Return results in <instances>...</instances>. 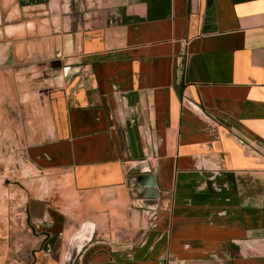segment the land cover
Masks as SVG:
<instances>
[{
  "label": "crops",
  "instance_id": "crops-1",
  "mask_svg": "<svg viewBox=\"0 0 264 264\" xmlns=\"http://www.w3.org/2000/svg\"><path fill=\"white\" fill-rule=\"evenodd\" d=\"M4 74L77 198L35 264H264V0H0Z\"/></svg>",
  "mask_w": 264,
  "mask_h": 264
},
{
  "label": "rangeland",
  "instance_id": "rangeland-1",
  "mask_svg": "<svg viewBox=\"0 0 264 264\" xmlns=\"http://www.w3.org/2000/svg\"><path fill=\"white\" fill-rule=\"evenodd\" d=\"M7 78L0 76V264H35L41 239L34 226L41 209L51 207L70 215L75 207L67 210L66 203L77 198L67 183L36 171L27 161L25 89Z\"/></svg>",
  "mask_w": 264,
  "mask_h": 264
},
{
  "label": "water",
  "instance_id": "water-1",
  "mask_svg": "<svg viewBox=\"0 0 264 264\" xmlns=\"http://www.w3.org/2000/svg\"><path fill=\"white\" fill-rule=\"evenodd\" d=\"M73 249V246L71 247V250ZM75 252V250L73 251V253ZM72 253V255H73ZM69 263H71V260H68Z\"/></svg>",
  "mask_w": 264,
  "mask_h": 264
}]
</instances>
